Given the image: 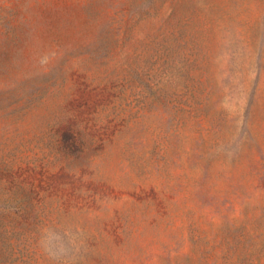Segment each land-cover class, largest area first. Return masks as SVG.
Returning <instances> with one entry per match:
<instances>
[{"label":"rangeland","instance_id":"1","mask_svg":"<svg viewBox=\"0 0 264 264\" xmlns=\"http://www.w3.org/2000/svg\"><path fill=\"white\" fill-rule=\"evenodd\" d=\"M0 264H264V0H0Z\"/></svg>","mask_w":264,"mask_h":264}]
</instances>
